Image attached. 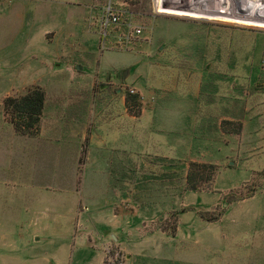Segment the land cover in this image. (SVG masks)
<instances>
[{
    "label": "rangeland",
    "instance_id": "374dc122",
    "mask_svg": "<svg viewBox=\"0 0 264 264\" xmlns=\"http://www.w3.org/2000/svg\"><path fill=\"white\" fill-rule=\"evenodd\" d=\"M109 3L121 20L102 29ZM32 86L46 94L43 137L3 117V99ZM128 94L179 147L164 176L136 167L123 203L73 135L84 104ZM0 102V264H207L232 233L264 258V0H0ZM59 102L68 119L52 116ZM191 162L215 166L197 191Z\"/></svg>",
    "mask_w": 264,
    "mask_h": 264
},
{
    "label": "crops",
    "instance_id": "0c3cea01",
    "mask_svg": "<svg viewBox=\"0 0 264 264\" xmlns=\"http://www.w3.org/2000/svg\"><path fill=\"white\" fill-rule=\"evenodd\" d=\"M94 13V11L90 12L92 18L89 17V22L93 19ZM102 88L103 86H101V89ZM9 94H12V92ZM108 101L109 100L99 102L95 106V110L92 114L90 112V103L87 102V104H84L86 106V112L84 116L78 115L81 121H79L80 125L74 131L73 136H77L80 144H83L85 150H87L84 170H88V167L92 166L94 170L104 178L108 180L112 177H114V179L116 178L118 183L115 189L117 200L123 203L129 201L134 202L139 190H137L135 181L136 167L139 170L146 169L148 165L154 166L155 169L162 168L163 171L154 172L156 176L157 174L164 176L167 172L166 160H178L174 156L175 153L173 150L179 146L170 142L167 143V140L163 138L161 134L158 135L155 133L162 132L164 134V132L159 128L153 131L155 127L149 125L151 124L149 118L151 116L150 113L153 111V105L142 107L140 115L136 116L133 112L128 110L124 97H122L121 103L118 105L108 103ZM57 105L52 116H56L58 120L68 119V114L65 112V109L61 111L62 102H59ZM59 107L60 110H58ZM227 120H230V118L224 115H221L219 118V121ZM5 122L8 123L6 120ZM44 125L46 124L44 123V118H42L40 122V137H43L45 134ZM82 149L83 148H81V150ZM92 151L94 153L93 157L91 155ZM84 153H86V151ZM191 160L195 161L196 159L192 158ZM140 176L139 179H141V181H148L143 172H141ZM154 182H156V190H158L156 195H159V197L163 196L160 192L162 184H160V182L158 183V181ZM137 198H139V196H137ZM222 217H219L216 221L220 220ZM186 219L188 220V218ZM187 220H183L182 217L179 218V224L176 227L175 235L185 230L184 226L186 225L184 224L188 222ZM192 220H196V222L198 221L199 223H210L200 215L192 217ZM193 234L196 235L192 236L191 234L193 238H202L198 236V231ZM222 234L223 233L218 235ZM242 236L245 237L244 240H242ZM252 237H246V234H241L239 236L237 233L230 234L229 238L216 237L218 245L213 250L214 258L209 260L207 264H264V258L262 256L263 250L261 248L258 251L255 250V248H258V243L254 241H245L246 238ZM220 238L222 241L219 240ZM246 248H248V252H257V254L251 257L252 254L247 253V250H245Z\"/></svg>",
    "mask_w": 264,
    "mask_h": 264
},
{
    "label": "trees",
    "instance_id": "16d2710c",
    "mask_svg": "<svg viewBox=\"0 0 264 264\" xmlns=\"http://www.w3.org/2000/svg\"><path fill=\"white\" fill-rule=\"evenodd\" d=\"M45 100V91L40 86H32L19 96H7L2 101L4 118L12 125L16 134L34 137L39 134ZM125 103L130 112H133L136 116L140 115L141 105L138 94H128ZM224 124H227V122H224ZM203 170H210L213 173L215 166L197 162L190 163L186 178L189 190L197 191L200 189L199 178L202 176ZM202 217L209 222L218 219V216L208 217L202 215Z\"/></svg>",
    "mask_w": 264,
    "mask_h": 264
},
{
    "label": "built area",
    "instance_id": "2783aa9c",
    "mask_svg": "<svg viewBox=\"0 0 264 264\" xmlns=\"http://www.w3.org/2000/svg\"><path fill=\"white\" fill-rule=\"evenodd\" d=\"M120 20H121V11L114 9L112 5L109 3L104 9V16L103 18H101L100 25L102 29L103 28L106 29L109 25L118 24ZM128 27L132 28L133 32L136 34H140L142 31L139 26H131V24H128ZM104 35H105V32H104ZM131 92H133V90H131Z\"/></svg>",
    "mask_w": 264,
    "mask_h": 264
},
{
    "label": "water",
    "instance_id": "95a60500",
    "mask_svg": "<svg viewBox=\"0 0 264 264\" xmlns=\"http://www.w3.org/2000/svg\"><path fill=\"white\" fill-rule=\"evenodd\" d=\"M125 79V78H124Z\"/></svg>",
    "mask_w": 264,
    "mask_h": 264
}]
</instances>
